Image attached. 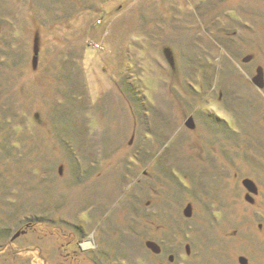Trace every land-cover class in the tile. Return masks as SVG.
I'll return each mask as SVG.
<instances>
[{
    "label": "rangeland",
    "instance_id": "rangeland-1",
    "mask_svg": "<svg viewBox=\"0 0 264 264\" xmlns=\"http://www.w3.org/2000/svg\"><path fill=\"white\" fill-rule=\"evenodd\" d=\"M0 264H264V0H0Z\"/></svg>",
    "mask_w": 264,
    "mask_h": 264
},
{
    "label": "bare ground",
    "instance_id": "bare-ground-1",
    "mask_svg": "<svg viewBox=\"0 0 264 264\" xmlns=\"http://www.w3.org/2000/svg\"><path fill=\"white\" fill-rule=\"evenodd\" d=\"M87 242H88V244H87V245L91 244V242H92V239H89Z\"/></svg>",
    "mask_w": 264,
    "mask_h": 264
}]
</instances>
